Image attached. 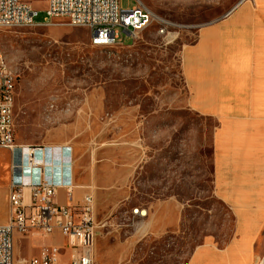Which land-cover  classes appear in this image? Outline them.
<instances>
[{
	"label": "rangeland",
	"instance_id": "374dc122",
	"mask_svg": "<svg viewBox=\"0 0 264 264\" xmlns=\"http://www.w3.org/2000/svg\"><path fill=\"white\" fill-rule=\"evenodd\" d=\"M31 1L42 22L46 1ZM242 1L121 0L123 8L139 3L170 25L160 32L162 23L154 21L134 39L118 27L113 46H93L88 28L69 24L0 27L2 52L17 71V142L72 143L79 183L89 180L80 189L93 192L96 214L137 209L153 199L181 205V227L147 238L127 264H187L197 246H223L235 234L233 209L214 177V134L221 124L214 110L221 105L199 102L214 87L199 84L188 51L203 45L205 29ZM134 146L141 149V169L133 198L121 204L104 194L113 171L101 166V156L124 159ZM10 162L3 150L0 223L9 214ZM17 255L15 243V264H22Z\"/></svg>",
	"mask_w": 264,
	"mask_h": 264
},
{
	"label": "crops",
	"instance_id": "0c3cea01",
	"mask_svg": "<svg viewBox=\"0 0 264 264\" xmlns=\"http://www.w3.org/2000/svg\"><path fill=\"white\" fill-rule=\"evenodd\" d=\"M202 44L188 51L189 66L196 64L199 84L204 80L214 87L213 94L202 96L199 102L221 105L220 111L214 110L221 120L214 134V177L219 196L233 209L235 234L223 246L215 242L197 246L187 264L203 260L204 264H264V0H243L230 16L205 29ZM40 144L70 145L75 159L73 199L79 201L87 193L94 197L93 192L80 189L89 187V180L85 185L79 183L72 143ZM101 159V166L113 171L112 186L105 187L106 198L126 204L135 194L141 149L134 146L124 159L105 154ZM56 200L69 202L66 188L59 189ZM136 208L138 213L135 207L117 213L94 212V264H127L147 238L162 237L181 227L182 207L171 198L153 199ZM15 243L22 264L40 256L46 246L60 247V264L70 263L71 248L59 232L17 234Z\"/></svg>",
	"mask_w": 264,
	"mask_h": 264
},
{
	"label": "built area",
	"instance_id": "2783aa9c",
	"mask_svg": "<svg viewBox=\"0 0 264 264\" xmlns=\"http://www.w3.org/2000/svg\"><path fill=\"white\" fill-rule=\"evenodd\" d=\"M46 16L38 22L39 9L31 0H0V27H36L75 24L88 20L93 46L116 45L118 27L132 38L154 21L162 23L166 32L170 23L157 18L139 3L131 9L121 6V0H45ZM0 46V153L10 155L8 184L9 214L0 224V264H15V237L38 232L43 236L59 232L71 248L69 264H94L96 222L94 199L84 194L75 201L76 187L72 147L19 143L15 137V97L17 71L9 60L2 65ZM66 188L68 201L56 200L59 189ZM135 213L139 209H134ZM141 210L140 214H143ZM61 248L46 246L40 256L24 264H60Z\"/></svg>",
	"mask_w": 264,
	"mask_h": 264
},
{
	"label": "bare ground",
	"instance_id": "6f19581e",
	"mask_svg": "<svg viewBox=\"0 0 264 264\" xmlns=\"http://www.w3.org/2000/svg\"><path fill=\"white\" fill-rule=\"evenodd\" d=\"M161 24V23H160ZM71 26H75V24H69ZM80 27H88V20H80ZM162 28L160 29L161 32ZM102 46H110V45H102ZM2 65H9V62L5 55L2 52Z\"/></svg>",
	"mask_w": 264,
	"mask_h": 264
}]
</instances>
